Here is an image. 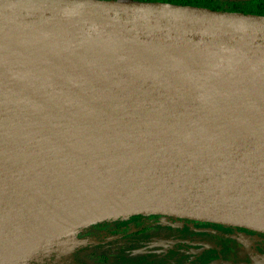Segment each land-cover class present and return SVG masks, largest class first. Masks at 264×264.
<instances>
[{
	"label": "water",
	"instance_id": "water-1",
	"mask_svg": "<svg viewBox=\"0 0 264 264\" xmlns=\"http://www.w3.org/2000/svg\"><path fill=\"white\" fill-rule=\"evenodd\" d=\"M259 170L264 15L164 1L0 0V211L38 214L114 194L138 209L168 191L191 202L197 191L222 193L229 175L257 182ZM135 214L190 219L110 218ZM36 221L2 228L0 240L52 223Z\"/></svg>",
	"mask_w": 264,
	"mask_h": 264
},
{
	"label": "rangeland",
	"instance_id": "rangeland-1",
	"mask_svg": "<svg viewBox=\"0 0 264 264\" xmlns=\"http://www.w3.org/2000/svg\"><path fill=\"white\" fill-rule=\"evenodd\" d=\"M224 1L216 4L221 6L219 10L229 11ZM139 220L131 215L82 224L50 244L32 249L19 264H264V234L163 215L146 220L145 225ZM44 227L35 230L33 237L44 234L48 226ZM105 228H112L114 237L101 239L98 233ZM11 232L0 240L5 248L34 240L25 233L26 239L20 240L18 233ZM16 238L20 244H11Z\"/></svg>",
	"mask_w": 264,
	"mask_h": 264
},
{
	"label": "bare ground",
	"instance_id": "bare-ground-1",
	"mask_svg": "<svg viewBox=\"0 0 264 264\" xmlns=\"http://www.w3.org/2000/svg\"><path fill=\"white\" fill-rule=\"evenodd\" d=\"M259 174L257 182H252L247 176H226L222 180L224 186L222 193H218L214 189L208 193L197 191L191 202L184 199L177 200L173 193L168 191L158 201L146 202L143 207L138 209L126 206L121 197L114 194L107 200L94 195L85 203L67 202L54 208L48 206L42 208L38 214L26 211L24 214L15 215L9 210H2L0 211V231L5 227L22 231L25 226L38 222L36 221L38 219L52 220V223H50V228L46 226L47 230L38 238L29 234L31 232L27 233L34 240L28 239V242L18 243L17 240L26 239L24 234L17 236L19 239L16 238V241L12 242L10 239L11 244L14 245V242L15 244L17 242L21 249L16 248L18 246L9 248L10 242L6 246L8 248H5L2 245L3 241H0L1 246L4 247H0V264H19L20 261L27 258L32 249L50 244L53 239L73 228L130 212H160L172 216L239 225L256 231H264V174L260 170ZM236 182L239 183L240 189L234 193L232 188ZM3 238L1 240H4ZM3 249H6V252Z\"/></svg>",
	"mask_w": 264,
	"mask_h": 264
},
{
	"label": "trees",
	"instance_id": "trees-1",
	"mask_svg": "<svg viewBox=\"0 0 264 264\" xmlns=\"http://www.w3.org/2000/svg\"><path fill=\"white\" fill-rule=\"evenodd\" d=\"M145 1H164L183 5H194L207 7L213 10H219L221 6L216 4L218 0H145ZM228 5L227 9L229 11H239L244 13H253L264 15V0H225ZM134 217L141 218L138 223L147 224L146 220H156L158 217L162 216L160 214H135ZM221 225V224H220ZM251 231V230H250ZM255 232V231H252ZM259 234H262L259 232Z\"/></svg>",
	"mask_w": 264,
	"mask_h": 264
},
{
	"label": "flooded vegetation",
	"instance_id": "flooded-vegetation-1",
	"mask_svg": "<svg viewBox=\"0 0 264 264\" xmlns=\"http://www.w3.org/2000/svg\"><path fill=\"white\" fill-rule=\"evenodd\" d=\"M186 220H190V219H186ZM191 221H194V222H197V223H201V224H211V223H209V221L208 222H204V221H197V220H191ZM216 223H219V222H215V224L214 225H217ZM222 224H224V223H222ZM217 226H219V225H217ZM241 228V227H240ZM241 229H243V230H245V228H241ZM247 231H250V230H248V229H246ZM253 230V229H252ZM258 235H262V234H264V233H262V234H259V232L257 233ZM98 235L100 236V238L101 239H103V240H105V239H107V240H109L110 238H112V237H114V233H113V229L112 228H105V229H102V230H100V233H98Z\"/></svg>",
	"mask_w": 264,
	"mask_h": 264
}]
</instances>
